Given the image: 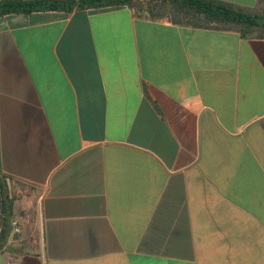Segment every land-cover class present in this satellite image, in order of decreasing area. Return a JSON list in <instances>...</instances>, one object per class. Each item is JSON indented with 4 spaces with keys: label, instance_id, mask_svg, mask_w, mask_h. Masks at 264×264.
Instances as JSON below:
<instances>
[{
    "label": "crops",
    "instance_id": "0c3cea01",
    "mask_svg": "<svg viewBox=\"0 0 264 264\" xmlns=\"http://www.w3.org/2000/svg\"><path fill=\"white\" fill-rule=\"evenodd\" d=\"M0 170L37 192L0 264H264V38L129 5L1 15Z\"/></svg>",
    "mask_w": 264,
    "mask_h": 264
},
{
    "label": "trees",
    "instance_id": "16d2710c",
    "mask_svg": "<svg viewBox=\"0 0 264 264\" xmlns=\"http://www.w3.org/2000/svg\"><path fill=\"white\" fill-rule=\"evenodd\" d=\"M264 2V0H263ZM129 5L147 9L153 17L169 15L175 24L202 28L234 29L243 36L264 38V11L249 12L218 0H0V16L17 12L99 8ZM11 178L0 170V249L8 240L12 215Z\"/></svg>",
    "mask_w": 264,
    "mask_h": 264
},
{
    "label": "rangeland",
    "instance_id": "374dc122",
    "mask_svg": "<svg viewBox=\"0 0 264 264\" xmlns=\"http://www.w3.org/2000/svg\"><path fill=\"white\" fill-rule=\"evenodd\" d=\"M9 193H10L11 198H12V200L14 202H16V203H21V202L22 203H26L29 207H34L35 206L36 196H37L36 193L37 192H36V190L34 188H32L30 186H27V187L24 186L23 188H21V185L14 183L12 186H10ZM30 211L25 209L23 212H26L25 214H27V213H30ZM10 220L12 222V219H10ZM10 220H9V223H10ZM11 228H12V223H11V226L9 224L10 234H11V232H14V231H12L13 229H11ZM22 235H23V233H20L18 236H16V238L19 239V238L22 237ZM30 240H32V238L31 239L30 238L29 239L26 238L24 240V242L26 243L27 247H28V242ZM8 241H9V238L7 240V243H8ZM7 246H8V244H7ZM4 258L5 257L2 255V257H1L2 264H5V259Z\"/></svg>",
    "mask_w": 264,
    "mask_h": 264
},
{
    "label": "built area",
    "instance_id": "2783aa9c",
    "mask_svg": "<svg viewBox=\"0 0 264 264\" xmlns=\"http://www.w3.org/2000/svg\"><path fill=\"white\" fill-rule=\"evenodd\" d=\"M12 228H13V231L17 234H20L22 233L23 231V228H22V223L19 219H14L12 220Z\"/></svg>",
    "mask_w": 264,
    "mask_h": 264
}]
</instances>
